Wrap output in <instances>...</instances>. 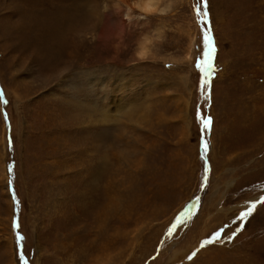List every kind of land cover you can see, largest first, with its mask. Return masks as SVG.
Here are the masks:
<instances>
[{
    "label": "rangeland",
    "instance_id": "1",
    "mask_svg": "<svg viewBox=\"0 0 264 264\" xmlns=\"http://www.w3.org/2000/svg\"><path fill=\"white\" fill-rule=\"evenodd\" d=\"M143 1L0 0V264H264V0Z\"/></svg>",
    "mask_w": 264,
    "mask_h": 264
},
{
    "label": "snow or ice",
    "instance_id": "2",
    "mask_svg": "<svg viewBox=\"0 0 264 264\" xmlns=\"http://www.w3.org/2000/svg\"><path fill=\"white\" fill-rule=\"evenodd\" d=\"M203 3L207 4V0H203ZM206 16H207V13H205V17ZM204 44H205V51H204L205 59L202 62H198L196 66L201 67V63H203L204 67L202 68V71L207 72L208 70L212 69V67H213L212 57H213V53L215 51V46L212 43V37L207 32L204 33ZM203 83L206 86L208 82H207V80H204ZM211 124H212V118L208 117L204 121V129L206 130ZM202 146H203L204 152L210 151L209 144L207 141H204ZM202 155H203V153H202ZM255 208H256V205H252L251 207H249L247 212L241 213V216L243 217V216L249 215L250 213H252L255 210ZM181 215L183 216V215H185V213H182ZM177 222L183 223V221H181L179 217L177 218ZM14 227H18V225L14 223ZM174 227H176L175 224L173 225V228ZM170 231H171V229H170ZM233 235H235V233ZM216 236L219 237V233H216ZM16 239H17V242L19 244V241H21L23 239V237L20 236L19 234H17ZM210 243H212V241L205 240L202 242L201 247H204V245L210 244ZM193 255H195V253H193ZM21 258H23V254H21ZM189 258L191 259V257H189Z\"/></svg>",
    "mask_w": 264,
    "mask_h": 264
},
{
    "label": "bare ground",
    "instance_id": "3",
    "mask_svg": "<svg viewBox=\"0 0 264 264\" xmlns=\"http://www.w3.org/2000/svg\"><path fill=\"white\" fill-rule=\"evenodd\" d=\"M39 0H33L34 3H37ZM141 2V0H140ZM139 3V2H138ZM156 0H144L143 3L141 4V9H143L144 11H150V9L152 10L155 5H156ZM140 4V3H139ZM158 4V3H157ZM140 8V6H138ZM39 18V17H38ZM41 20V19H40ZM59 21V20H58ZM56 32H58L56 30ZM14 33V32H13ZM5 35V33H3ZM49 50V49H48ZM142 53V51L140 52ZM144 54V53H143ZM47 61V60H46ZM48 63V62H47Z\"/></svg>",
    "mask_w": 264,
    "mask_h": 264
}]
</instances>
